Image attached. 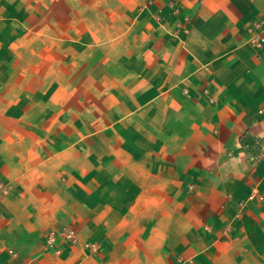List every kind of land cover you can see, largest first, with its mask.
<instances>
[{
	"label": "crops",
	"instance_id": "obj_1",
	"mask_svg": "<svg viewBox=\"0 0 264 264\" xmlns=\"http://www.w3.org/2000/svg\"><path fill=\"white\" fill-rule=\"evenodd\" d=\"M78 12L115 32L79 41L70 16L65 39L148 48L103 61L108 126L87 137L110 147L86 154L83 180L29 187L0 167V264H264V0H0V18ZM13 24L7 55L33 39ZM49 27L41 55L61 45ZM63 227L77 241L47 244Z\"/></svg>",
	"mask_w": 264,
	"mask_h": 264
},
{
	"label": "rangeland",
	"instance_id": "obj_2",
	"mask_svg": "<svg viewBox=\"0 0 264 264\" xmlns=\"http://www.w3.org/2000/svg\"><path fill=\"white\" fill-rule=\"evenodd\" d=\"M97 15L10 13L0 18L4 22L0 37L6 36V22H15L14 28L20 26L14 29V37H20L24 31L33 37L28 49L21 52L20 45H14L16 51L10 55L0 45V167L19 180L20 174L26 172L29 187L42 184L49 176L83 180L86 154L94 155L110 147V142L101 136L87 137L108 126L103 123V116H108V94L102 80L107 67L102 66L103 61H121L126 59L124 54L147 51L148 44L84 45L64 38L68 36L66 25L70 16H76L78 25L72 32L77 33V40H84L85 36L87 40H105L109 32H115L112 28L94 20L86 27L80 20ZM54 18L61 21V45L45 44L41 55V46L33 42L42 33L46 41L52 40L49 26ZM25 25L28 30L21 29ZM56 50L60 51L57 58L53 57ZM59 67L61 76L54 77ZM43 166H55L57 172H44Z\"/></svg>",
	"mask_w": 264,
	"mask_h": 264
},
{
	"label": "built area",
	"instance_id": "obj_3",
	"mask_svg": "<svg viewBox=\"0 0 264 264\" xmlns=\"http://www.w3.org/2000/svg\"><path fill=\"white\" fill-rule=\"evenodd\" d=\"M254 41H255L256 45L260 46L262 44V42H264V38L259 37L258 39H254ZM58 235L62 236L66 240H69V241H72V242L77 241V236H76L75 230L72 229V228H69V227H63L58 232L57 231H49L46 234V242H47V244L54 243L56 238L58 237ZM91 247L94 248L93 245H91Z\"/></svg>",
	"mask_w": 264,
	"mask_h": 264
}]
</instances>
